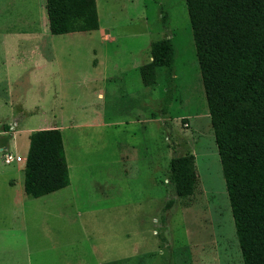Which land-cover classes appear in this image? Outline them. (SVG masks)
I'll return each mask as SVG.
<instances>
[{
	"label": "rangeland",
	"instance_id": "374dc122",
	"mask_svg": "<svg viewBox=\"0 0 264 264\" xmlns=\"http://www.w3.org/2000/svg\"><path fill=\"white\" fill-rule=\"evenodd\" d=\"M96 6L103 32L51 35L45 0H0V264H243L185 0ZM166 37L173 85L158 68L146 87ZM52 128L70 185L31 198L29 135ZM187 154L199 182L179 198L170 162Z\"/></svg>",
	"mask_w": 264,
	"mask_h": 264
},
{
	"label": "trees",
	"instance_id": "16d2710c",
	"mask_svg": "<svg viewBox=\"0 0 264 264\" xmlns=\"http://www.w3.org/2000/svg\"><path fill=\"white\" fill-rule=\"evenodd\" d=\"M185 2L243 264H264V0ZM45 11L51 35L100 28L96 0H45ZM150 54L152 61L140 67L143 84L156 85L162 68L171 87L172 39L153 42ZM29 141L26 195L68 187L61 130L33 131ZM198 182L194 155L171 160L168 183L177 197L193 195Z\"/></svg>",
	"mask_w": 264,
	"mask_h": 264
},
{
	"label": "built area",
	"instance_id": "2783aa9c",
	"mask_svg": "<svg viewBox=\"0 0 264 264\" xmlns=\"http://www.w3.org/2000/svg\"><path fill=\"white\" fill-rule=\"evenodd\" d=\"M12 129H13V127H12ZM5 158H6V163L7 164H10L12 162H22V158L21 157L15 158L12 154H6Z\"/></svg>",
	"mask_w": 264,
	"mask_h": 264
},
{
	"label": "crops",
	"instance_id": "0c3cea01",
	"mask_svg": "<svg viewBox=\"0 0 264 264\" xmlns=\"http://www.w3.org/2000/svg\"><path fill=\"white\" fill-rule=\"evenodd\" d=\"M104 30H103V28L100 26V30H99V32H103ZM26 160V159H25ZM25 168V167H24ZM36 199H38V198H36Z\"/></svg>",
	"mask_w": 264,
	"mask_h": 264
}]
</instances>
